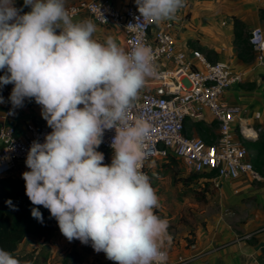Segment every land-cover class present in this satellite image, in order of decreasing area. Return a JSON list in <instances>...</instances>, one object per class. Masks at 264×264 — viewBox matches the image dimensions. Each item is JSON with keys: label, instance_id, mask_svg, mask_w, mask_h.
Listing matches in <instances>:
<instances>
[{"label": "clouds", "instance_id": "obj_1", "mask_svg": "<svg viewBox=\"0 0 264 264\" xmlns=\"http://www.w3.org/2000/svg\"><path fill=\"white\" fill-rule=\"evenodd\" d=\"M135 2L143 19L161 22L174 19L185 0ZM24 5L31 11L21 15L14 0H0V87L14 84V108L34 98L53 130L27 155L26 195L50 211L70 242H91L115 264H167L169 222L156 214L159 198L142 171L151 125L129 116L147 78L157 74L152 49L126 50L112 36L99 42L93 20L74 21L65 0ZM113 128L114 155L105 164L97 149ZM31 215L43 224L39 207ZM0 264L29 262L0 248Z\"/></svg>", "mask_w": 264, "mask_h": 264}, {"label": "built area", "instance_id": "obj_2", "mask_svg": "<svg viewBox=\"0 0 264 264\" xmlns=\"http://www.w3.org/2000/svg\"><path fill=\"white\" fill-rule=\"evenodd\" d=\"M66 9L73 19L86 14L98 25L121 27L126 50L141 44L152 49L157 74L147 78L129 112L130 120L142 117L151 125L143 143V172L148 174V167L155 159L173 155L187 169L208 173L209 181L215 188L221 186L222 180H231L240 175H249L258 180L264 178L254 167L251 154L242 139L258 136L261 126L244 116L241 105L230 103L224 97L233 84L242 80L240 72L234 71L225 61H210L198 49L189 52L178 49V26L175 20H165L156 29L158 22L143 19L136 2L121 9L113 0H82ZM137 23L135 27H128ZM249 44L256 60L262 63L264 27L251 30ZM5 72L0 70V76L5 75ZM9 87L14 88V84H9ZM15 110L10 103L1 117L10 116ZM260 115L259 111H255L253 117L259 119ZM195 120L215 122L216 134L212 141L186 132L185 123ZM245 126L253 132H246ZM52 131L47 121L42 125L27 124L22 133H16L11 126L2 124L0 175L17 168L30 171L26 159L33 142L44 143ZM115 135V128L106 129L103 142L97 150L112 149ZM186 261V258L179 256L176 263Z\"/></svg>", "mask_w": 264, "mask_h": 264}, {"label": "crops", "instance_id": "obj_3", "mask_svg": "<svg viewBox=\"0 0 264 264\" xmlns=\"http://www.w3.org/2000/svg\"><path fill=\"white\" fill-rule=\"evenodd\" d=\"M80 1L65 0V7ZM113 2L125 9L135 0ZM14 6L20 9L15 2ZM30 11L31 7L27 6L20 14ZM235 18L243 23L248 35L255 27H264V0H185L184 7L173 19L178 26L177 48L186 52L198 49L210 61H225L234 71L240 72L242 80L233 84L224 97L230 103L241 105L244 116L264 130V60L259 63L255 56L250 60L238 57ZM84 19L91 18L82 14L74 21ZM162 22L157 23L156 29ZM96 25L95 39L104 42L112 36L124 48L125 36L121 27ZM12 90L9 84L0 87V96L4 98V103H0V126H11L14 132L22 133L27 124H44L42 106L28 98L12 115L1 117L11 103ZM255 111L260 112L259 119L253 117ZM211 187V194L206 196V205L201 210L200 224L188 235L190 238L186 239L183 233L170 235L171 244L164 249L168 254L167 264H177L179 256L187 261L178 264H264V178L258 180L240 175L222 180L219 188ZM37 239L42 241L25 237L17 248L18 252L33 249L28 247L33 243L26 248L21 245Z\"/></svg>", "mask_w": 264, "mask_h": 264}, {"label": "rangeland", "instance_id": "obj_4", "mask_svg": "<svg viewBox=\"0 0 264 264\" xmlns=\"http://www.w3.org/2000/svg\"><path fill=\"white\" fill-rule=\"evenodd\" d=\"M21 1L23 0H14L23 12L27 6ZM185 124L186 132L189 135L199 136L206 141H212L215 137L212 134L213 131L215 133V125H210L206 130L201 128L205 126L202 124L196 125L189 121ZM242 139L247 151L252 158L254 157L255 165L264 174V145L253 147L248 141L249 138ZM97 151L104 154L105 164H111L114 152L104 148ZM24 172L17 168L10 173L19 176ZM147 175L159 198L160 207L155 209V212L161 218L168 220L169 235L179 236L183 233L186 234V239H189L190 232L200 224L201 210L207 201L206 196L210 195V191L213 189L208 176L187 169L179 159L165 161L164 158L152 161L148 167ZM50 233L45 240L25 241L21 247L23 248L25 245L26 248L27 245L33 243L34 245L28 246L33 247L29 251L36 254L35 256L41 264H115L114 261L107 259L104 252L97 253L91 246V242L84 244L78 239L70 242L61 233L57 221ZM39 250L47 253L45 260H42L41 255L37 253Z\"/></svg>", "mask_w": 264, "mask_h": 264}, {"label": "trees", "instance_id": "obj_5", "mask_svg": "<svg viewBox=\"0 0 264 264\" xmlns=\"http://www.w3.org/2000/svg\"><path fill=\"white\" fill-rule=\"evenodd\" d=\"M24 4V1H21ZM235 44L237 48L238 57L242 60H250L255 56V52L249 44V35L245 34L243 23L235 18ZM196 125H205L201 128L207 130L210 125H214V121L206 123L201 120L189 121ZM212 134L215 136L214 131ZM249 142L253 147L264 145V130L261 129L258 136L250 137ZM107 150L114 152L113 149ZM177 160L173 155H168L164 158L167 160ZM255 165L254 157H251ZM259 170V168H257ZM260 171V170H259ZM261 172V171H260ZM201 175L208 176L206 172H200ZM262 173V172H261ZM263 174V173H262ZM201 199V198H200ZM11 200L12 204L18 210H12L6 201ZM33 207H39L43 214L44 222L40 223L31 215ZM55 218L51 217L50 211L43 206H35L31 203L26 195V182L23 175L16 176L12 173L0 175V248L11 252L16 258L23 261H28L29 264H41L38 262L36 254L32 251L20 253L17 248L20 242L27 236H32L45 240L55 224ZM192 233V231L190 232ZM41 255L42 260H45L47 253L39 250L37 252Z\"/></svg>", "mask_w": 264, "mask_h": 264}, {"label": "bare ground", "instance_id": "obj_6", "mask_svg": "<svg viewBox=\"0 0 264 264\" xmlns=\"http://www.w3.org/2000/svg\"><path fill=\"white\" fill-rule=\"evenodd\" d=\"M245 127H246V128H245L244 130H247L246 132H251V133L253 132L251 128H249V127H247V126H245Z\"/></svg>", "mask_w": 264, "mask_h": 264}, {"label": "water", "instance_id": "obj_7", "mask_svg": "<svg viewBox=\"0 0 264 264\" xmlns=\"http://www.w3.org/2000/svg\"><path fill=\"white\" fill-rule=\"evenodd\" d=\"M56 220V219H55ZM57 221V220H56Z\"/></svg>", "mask_w": 264, "mask_h": 264}]
</instances>
